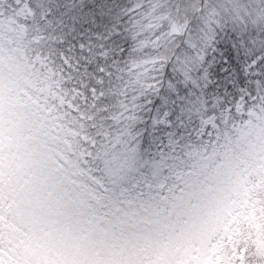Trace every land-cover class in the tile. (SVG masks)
<instances>
[{
    "label": "snow or ice",
    "instance_id": "1",
    "mask_svg": "<svg viewBox=\"0 0 264 264\" xmlns=\"http://www.w3.org/2000/svg\"><path fill=\"white\" fill-rule=\"evenodd\" d=\"M0 264H264V0H0Z\"/></svg>",
    "mask_w": 264,
    "mask_h": 264
}]
</instances>
